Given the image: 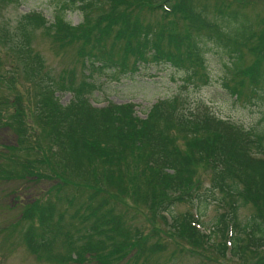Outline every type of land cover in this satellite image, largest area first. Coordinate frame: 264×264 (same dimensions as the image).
<instances>
[{
    "label": "trees",
    "instance_id": "obj_1",
    "mask_svg": "<svg viewBox=\"0 0 264 264\" xmlns=\"http://www.w3.org/2000/svg\"><path fill=\"white\" fill-rule=\"evenodd\" d=\"M256 3L215 0L211 9L209 0H70L51 25L36 11L22 15L17 28L27 41L14 52L35 93L26 100L16 81L20 73L7 76L0 67V87L7 93L0 98V125L16 136L15 145L3 148L7 161L0 177H47L54 186V197L25 205L26 225H14L29 251L63 264H83L89 257L102 264L129 256L136 258L133 264L147 260L164 245L148 243L141 228L127 226L117 208V195L121 200L127 194L154 216L172 215L174 233L203 247L212 231L202 229L196 212L180 217L171 208L206 190L218 208L213 234L221 231L226 238L221 255L229 245L232 256L264 264V133L218 117L207 104L183 105L178 96L161 99L146 118L132 102L95 106L90 98L97 89L90 78L107 68L134 73L145 63L170 62L186 71L184 79L195 81L206 68L208 41L219 42L232 59L240 80L227 86L237 99L243 86L249 96L263 98L264 27L258 30L247 11ZM135 5L144 15L136 14ZM65 9L80 10L83 21L73 25ZM36 28L49 29L55 43L73 48L87 77L79 79L74 68L63 69L58 79L47 76L31 47ZM246 56L252 57L248 63ZM60 90L73 93L65 105ZM34 126L45 132L44 143ZM202 168L211 172L208 186L197 177ZM67 199L75 206L70 214L61 208ZM245 206L253 212L242 222L238 214Z\"/></svg>",
    "mask_w": 264,
    "mask_h": 264
},
{
    "label": "rangeland",
    "instance_id": "obj_2",
    "mask_svg": "<svg viewBox=\"0 0 264 264\" xmlns=\"http://www.w3.org/2000/svg\"><path fill=\"white\" fill-rule=\"evenodd\" d=\"M67 1L70 0H14L11 3L8 0H0V67L2 73L8 74L7 76L13 72L14 74L20 73L16 81L26 100L28 97L33 98L35 90L30 86L17 59V54L14 52V47H17L18 43L27 41V38L17 28L19 20L25 13L36 11L44 16L47 24L51 25L65 3L67 8ZM209 1L211 9H214L215 0ZM134 7L137 15H144L143 10L140 13L138 7L136 5ZM247 11L256 28L258 30L263 28L264 22L261 18H264V0H257L256 4L248 5ZM63 13L73 25H79L83 21V13L80 10L67 11L65 9ZM158 19L160 18L154 15V20ZM48 31L50 30L36 28L30 39L33 52L43 59L44 70L48 72L47 76L58 79L63 69L74 68L77 70L79 79L87 77L81 73L82 63L81 60L77 61L75 50L71 47L67 49V46L66 48L61 47L60 42L55 43L52 35L47 34ZM224 50L219 42L208 41L205 53L206 68L204 66L202 71L194 76L195 81L184 79L187 77L184 69L170 62L145 63L140 65L139 70L134 73H118L119 70L116 71L114 68L97 71L90 78L97 85V89L90 95L91 102L95 106H104L111 101L115 103L132 102L135 104L138 115L145 118L153 105L161 99L178 96L182 99L183 105L207 104L218 117L234 121L245 129L264 133V96L263 98L255 95L251 97L249 87L243 86V94L237 99L234 91L227 85H236L240 77H235L232 71V59ZM116 58H119V53ZM251 60L252 57L246 56L245 62L248 63ZM204 75L207 76V81L205 78L202 80ZM34 87L37 90L35 85ZM2 93L6 92L0 87V98ZM11 96L13 97V94ZM57 96L65 105L72 100L73 93L60 90ZM34 128L44 143L45 132L39 131L35 126ZM179 143L183 145L182 141ZM15 144L16 136L12 130L0 125V152L5 153L2 157L0 156V166L6 164L7 161L5 157L7 151L3 148L6 145ZM197 177L204 186H208L211 172L204 168L198 169ZM52 185L53 182L47 177L40 179H33L30 176L27 179L0 177V264H63L50 262L46 258H38L25 246L20 236V229L14 227L16 224L26 225L25 220L22 219L25 205L35 198L46 200L50 196L54 197L51 194L54 188ZM115 191L118 193V188H115ZM205 191L201 198L194 197L193 200L185 198L171 208L173 214L180 217L188 211L196 212L202 222L203 230L207 233L212 231V237L203 247L190 244L184 237L174 233L171 227L172 215L167 214L164 220L161 217L162 213L157 212L154 216L151 209L137 197L134 199L127 194L123 196L124 200H120V196L117 195L119 198L117 208L127 220V226L141 228L148 243L162 242L164 245L163 250L151 255L147 260L137 259L136 264H247L239 256H232L228 246L225 255H221L220 249L226 238L221 231L213 234V219L217 216L218 208L211 198L206 199ZM71 205L73 204L67 199L66 205L61 204V208L69 209L70 214L75 212V206L71 207ZM252 212V207H242L238 218L245 222ZM74 223L79 224L77 220H74ZM135 259V257L130 259L129 256L115 264H133ZM83 264L102 263L89 257V260Z\"/></svg>",
    "mask_w": 264,
    "mask_h": 264
}]
</instances>
